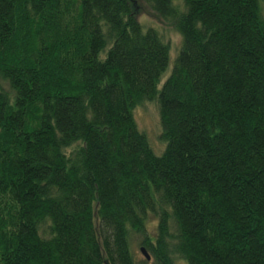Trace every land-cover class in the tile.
Here are the masks:
<instances>
[{
    "label": "trees",
    "instance_id": "obj_1",
    "mask_svg": "<svg viewBox=\"0 0 264 264\" xmlns=\"http://www.w3.org/2000/svg\"><path fill=\"white\" fill-rule=\"evenodd\" d=\"M181 261L264 264V0H0V264Z\"/></svg>",
    "mask_w": 264,
    "mask_h": 264
},
{
    "label": "rangeland",
    "instance_id": "obj_2",
    "mask_svg": "<svg viewBox=\"0 0 264 264\" xmlns=\"http://www.w3.org/2000/svg\"><path fill=\"white\" fill-rule=\"evenodd\" d=\"M137 4L140 8V13L138 14V20L145 26V27H154L160 31L163 35L164 40L168 44V57H169V65L168 70L170 69L171 63L174 59V56L178 52V45L180 44V37L178 34L175 33L173 28L168 24H164L161 20L150 14L147 9L141 5L139 1ZM145 29V28H144ZM133 117L136 123V126L142 131L149 143V146L152 152L159 156L162 152V144L159 141V127H158V118H157V111L152 103H142L138 106L134 112ZM161 150V151H160ZM160 151V152H159ZM134 254L136 255L137 260L142 259L136 246L132 247ZM182 262V261H181ZM184 264V262H182ZM180 264V263H178Z\"/></svg>",
    "mask_w": 264,
    "mask_h": 264
},
{
    "label": "water",
    "instance_id": "obj_3",
    "mask_svg": "<svg viewBox=\"0 0 264 264\" xmlns=\"http://www.w3.org/2000/svg\"><path fill=\"white\" fill-rule=\"evenodd\" d=\"M141 255L145 258L146 261L149 260V257L146 255L145 251L143 249H140Z\"/></svg>",
    "mask_w": 264,
    "mask_h": 264
}]
</instances>
